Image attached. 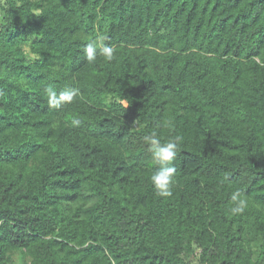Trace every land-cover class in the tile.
<instances>
[{
    "label": "trees",
    "instance_id": "obj_1",
    "mask_svg": "<svg viewBox=\"0 0 264 264\" xmlns=\"http://www.w3.org/2000/svg\"><path fill=\"white\" fill-rule=\"evenodd\" d=\"M0 264H264V0H0Z\"/></svg>",
    "mask_w": 264,
    "mask_h": 264
},
{
    "label": "clouds",
    "instance_id": "obj_2",
    "mask_svg": "<svg viewBox=\"0 0 264 264\" xmlns=\"http://www.w3.org/2000/svg\"><path fill=\"white\" fill-rule=\"evenodd\" d=\"M106 40L104 35H98L95 41L89 43L85 48V57L90 63H95L97 56H102L107 61L114 59V48L104 44ZM48 104L51 108L59 109L64 104H70L74 100L76 91L74 89H68L57 93L52 87L46 89ZM135 123V121H134ZM72 124L78 126L79 121L73 120ZM144 142L148 145V151L151 153V159L155 164L159 165L155 171L149 177L156 194L160 197H170L172 195V187L175 183L174 176L176 168L173 166V162L180 150L182 142L181 136H175L167 141H161L158 134L154 131L149 135L143 137ZM232 202L234 207L230 209L231 213H242L247 205L246 199L242 198V194L237 191L233 193Z\"/></svg>",
    "mask_w": 264,
    "mask_h": 264
}]
</instances>
